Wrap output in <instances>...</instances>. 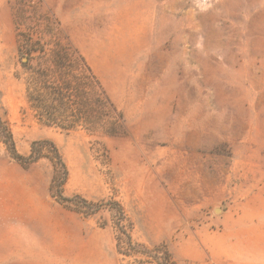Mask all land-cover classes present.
<instances>
[{
	"label": "rangeland",
	"instance_id": "1",
	"mask_svg": "<svg viewBox=\"0 0 264 264\" xmlns=\"http://www.w3.org/2000/svg\"><path fill=\"white\" fill-rule=\"evenodd\" d=\"M57 45L123 112L119 135L34 115L27 84ZM0 115L22 154L56 142L65 194L120 201L135 241L178 264H264V0H0ZM53 173L0 141V264H121L112 214L59 203Z\"/></svg>",
	"mask_w": 264,
	"mask_h": 264
},
{
	"label": "trees",
	"instance_id": "2",
	"mask_svg": "<svg viewBox=\"0 0 264 264\" xmlns=\"http://www.w3.org/2000/svg\"><path fill=\"white\" fill-rule=\"evenodd\" d=\"M45 52V47L39 48ZM55 67L38 68L31 74L26 96L30 109L41 122L67 131L84 128L107 135H119L126 124L123 112L116 106L87 60L77 48L57 45L52 49ZM75 56V61L70 56ZM0 141L23 167L48 159L54 168L49 191L59 203L84 217L106 209L112 214L113 229L121 264H178L165 244L150 247L132 236L133 223L122 203L116 199L91 200L81 194H65L69 167L55 141L34 140L30 153L22 154L10 123L0 115Z\"/></svg>",
	"mask_w": 264,
	"mask_h": 264
}]
</instances>
